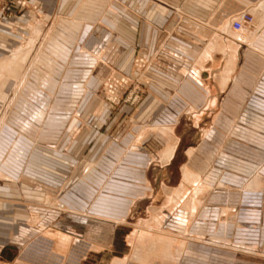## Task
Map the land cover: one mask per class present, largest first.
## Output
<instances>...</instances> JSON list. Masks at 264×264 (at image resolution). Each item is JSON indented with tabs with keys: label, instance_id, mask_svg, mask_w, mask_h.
<instances>
[{
	"label": "crops",
	"instance_id": "obj_1",
	"mask_svg": "<svg viewBox=\"0 0 264 264\" xmlns=\"http://www.w3.org/2000/svg\"><path fill=\"white\" fill-rule=\"evenodd\" d=\"M30 2L42 7L39 20L25 31L20 57L31 50L28 59L11 63L18 50L5 58L0 54V127L8 124L27 138L14 145L24 147L25 157L19 158L18 149L5 157L0 147V162L5 159L0 163V264H176L178 258L209 264L211 250L219 252L218 257L246 255L264 264V216L256 210L262 206L251 202L244 205L254 209H241L243 194L264 191V170L255 173L264 161V0ZM48 5L50 16L43 11ZM245 10L260 29L255 41L230 28L232 19ZM4 27L0 33L11 43L22 41L12 22ZM95 31L99 38L90 35L86 43L82 41L84 34ZM58 33L74 34L73 57L79 60L69 59L71 42L42 59L46 42ZM171 35L173 77L165 78L173 90L175 115L150 127L149 133L143 130L131 137L122 124L110 136L91 138L86 144L98 141L90 162L104 145L125 148L132 139L142 149L137 153L142 169L136 174L135 209L149 203L148 218L123 226L133 207L129 191L136 187L129 181L127 159L117 166L119 159L104 158V176L95 185L81 184L73 198L64 193L66 179L82 174L84 160L82 118L76 115L75 98L95 95L80 88L81 76L71 88L55 90L58 96L74 99L71 106L58 108L60 116L53 124L57 136L31 140L32 120L19 119V110L29 97L50 95V88L43 86L50 76L35 72L45 60L88 64V77L96 87L116 69L129 72L136 47L155 53ZM119 47L124 51L115 60ZM4 63L9 65L3 67ZM107 111L97 117L99 127L113 124L105 121ZM165 127L169 132L161 133ZM150 178L153 194L147 197L144 190ZM114 191L120 194L113 196ZM184 195L193 196L180 201ZM59 204L64 210L57 209ZM180 210L186 213L164 228L169 215ZM222 258L217 264L227 263Z\"/></svg>",
	"mask_w": 264,
	"mask_h": 264
},
{
	"label": "rangeland",
	"instance_id": "obj_2",
	"mask_svg": "<svg viewBox=\"0 0 264 264\" xmlns=\"http://www.w3.org/2000/svg\"><path fill=\"white\" fill-rule=\"evenodd\" d=\"M40 7H42L40 3H32L30 2V0H0V10L2 12V16L0 18V27L4 29L5 25L12 22V24L15 26L13 28L17 30L14 32V34L22 37V41H20L19 43H11L8 36L0 33V54L3 58L10 56L16 50L19 51L15 52L9 59L11 60V63L15 60H24L25 62L28 59L31 50L28 51V53L24 56L20 57V55L23 54L22 49H25L26 45V38H24L26 37L25 31L27 26H31V24L39 20V16L41 14L38 13V10L40 9ZM43 11H45L44 14L47 16L49 14H52V10L51 8H49V5L44 7ZM26 20L28 21L27 23ZM118 22L119 26L123 25L121 21ZM256 30L258 29L252 28L250 33V39L254 41L258 38L260 33H257ZM73 35L74 34L72 33L55 34V36L50 38L49 42H46L45 47L42 50V59L50 58L51 54H56V52H59L58 50L68 46V42H71V51L68 52V55L70 54L69 59L79 60L78 58L76 59L73 57V41L75 39ZM90 35H93L95 38H99L101 36V34L97 31H95L93 34L87 33L84 34L82 41H85L86 43L89 40ZM114 35L117 37L116 33H114ZM166 37V40L165 37L163 39L165 40L163 46L160 48V45L162 44L161 43L158 48L154 50L155 53L151 52V50L149 49L141 50L140 48L136 47V54L132 62L130 71L126 73L116 69L115 73L111 74L100 86L96 87L92 82H90V79L88 77L89 74L87 73V71L91 70L89 69L90 66L88 64L83 65L79 64L78 62L77 64H72V61H68L66 64H64L61 60H45V64H43V67L41 66L39 69L35 70V72H39L40 74L44 73V75L48 77L50 76V80L44 83L42 82L44 88H50V95L47 97H42V95L40 94L35 98L29 97V102L25 103L23 101L25 104L23 103V109L19 110L18 114L19 119H21L23 122L29 121L30 119L32 120L33 127H31L32 129L28 131L29 138H31V140H38L35 142H39V140L44 139L45 136H57L56 133L58 131L57 128L54 127L56 125L53 126V124H55L54 121H57V117L60 116V114L58 113V108L63 107L64 104H66V106H71L74 99L68 95L58 96V94H56L58 92L55 90L63 87H65L66 89L71 88L74 84V81H76V78L79 75L81 76L78 82L80 88L82 87L87 92L93 91L95 95L89 96L87 95L88 93H85V95H81L80 97L75 98V100L78 101V107L76 109L77 111L79 110L76 115L81 116L82 118L81 137L83 139L82 149H84L82 159L84 160L82 162V167L80 168L82 174L80 173V175H75L74 177L66 179V182L68 183L66 189L64 190V193L66 194V196L73 198V196L78 194L77 188H79L81 184L86 186L95 185L98 179L104 176L103 170L106 167V161L104 160V158L119 159V161L116 163L118 164L117 166L122 165L121 160L123 158L125 160L127 159L126 161H124V163L125 167H128L129 169V181L131 183L135 182L132 183V185L134 184L136 187L131 188L129 191V199L132 201L133 207L130 209V215L127 218L129 222L125 223V225L123 226L130 227L139 219L148 218V214H146L145 212V207L149 203H147L146 205H144V203H140L139 206L135 209V201L139 198V192L137 191V186L139 185L136 184V174H138L142 169V165L140 163L141 160L139 159L137 153L141 152L142 149L140 148L138 141L135 142L131 139L129 146L125 148L119 144L113 145L111 147L112 149H108L107 146L104 145L102 147V150H99V157L93 162H90V155L92 154L95 147H97L96 143H98V141L95 140L96 138L110 136V133L116 127H120L122 124L128 127V129L125 130H127L130 136L133 137L136 136L137 132L139 131L148 130L149 133L150 127L155 126L157 123L163 121L164 118L167 119L168 117L175 115V113H173V90L171 89L172 87H170L171 84L167 82L168 79H166L173 77V36L171 35L170 37ZM168 45H171L172 48L167 47ZM123 51L124 49H122L121 47L116 48L114 50V59L119 60V57L121 56ZM8 65L9 63L7 65L6 63H4L3 67ZM92 65L94 64L92 63ZM59 75L62 76L60 77ZM36 85L41 88L40 83L37 82ZM25 99L27 98H24V100ZM29 99H32L33 101H30ZM95 106L96 109L94 108ZM91 109H94V111L97 110L95 114L92 113ZM105 110H108L107 112H109L107 113L108 118L105 121L108 122L111 120L113 121V124L110 127H107L108 124L106 123V126L101 125V127H99V125L97 124L99 118L97 117L101 114H104ZM207 116L206 119L208 118ZM205 123L207 124V120ZM11 128L12 127L8 124H4L0 127V147H2L3 152H5V157H7L11 152L15 154L16 149H18L19 158L25 157L23 155V152L25 151L24 147L14 146L17 142L25 143V139H27L24 135L25 133L19 129L17 130L15 128ZM169 130L170 129H166L165 127L161 130V133L169 132ZM119 136H121V134ZM205 136H208V134L205 133ZM91 138H95L93 139L92 144L86 145ZM121 149H124V151H122ZM156 152L157 150L153 151L152 155L154 156ZM17 160L18 159H16L15 161ZM4 161L5 159H2L0 163L2 164L4 163ZM17 162L20 161L18 160ZM25 162L26 161H24V163ZM262 170H264V161L257 167L255 173H260ZM114 180L116 181V179ZM153 183V178H150V181L145 184L147 188L144 190V194L147 197L153 194L149 190V185H153ZM142 187L144 186L142 185ZM245 192L250 191L245 190ZM119 194L120 193L116 194V192L114 191L113 196ZM192 196L184 199L186 197V195H184L183 197L179 198V200H189L190 198H192ZM251 202H255L257 204V207L259 205L262 206V208L256 207L257 209H255L258 210V213L260 212V216L263 217L264 191H257L256 194H249L248 196H245L243 194L241 198V209H254L245 206L247 204H253ZM157 206H159V204L155 203L154 207ZM184 213L186 212L180 210V213L178 212L177 214H175L174 212L173 214L169 215L164 228L167 226L166 224H168L175 216H181ZM153 218L159 217L157 215H154ZM211 249H215L214 246L211 247ZM211 251L214 255L209 259V264H217V261L220 260V257H224L222 258V261L227 260L226 264L257 263L256 261H254L255 259L251 258L250 256H231L225 254L218 257L219 252H217L216 250ZM167 259H169V257H167ZM176 262V264L187 263L184 262L181 258H178ZM258 263L262 264L261 262ZM190 264L192 263L190 262Z\"/></svg>",
	"mask_w": 264,
	"mask_h": 264
},
{
	"label": "built area",
	"instance_id": "obj_3",
	"mask_svg": "<svg viewBox=\"0 0 264 264\" xmlns=\"http://www.w3.org/2000/svg\"><path fill=\"white\" fill-rule=\"evenodd\" d=\"M230 28L234 33L246 35L251 33V29L255 28L254 18L252 14L248 11H242L238 13L231 21ZM257 33L260 32V29L256 30ZM59 210H64L62 204L58 205Z\"/></svg>",
	"mask_w": 264,
	"mask_h": 264
},
{
	"label": "bare ground",
	"instance_id": "obj_4",
	"mask_svg": "<svg viewBox=\"0 0 264 264\" xmlns=\"http://www.w3.org/2000/svg\"><path fill=\"white\" fill-rule=\"evenodd\" d=\"M169 153V152H168ZM169 155H171L170 153H169ZM171 157V156H170ZM169 158V157H168ZM168 203V202H167ZM164 204V203H163Z\"/></svg>",
	"mask_w": 264,
	"mask_h": 264
}]
</instances>
